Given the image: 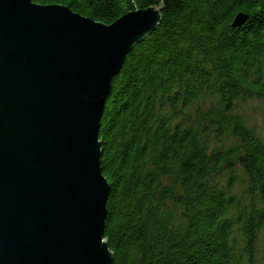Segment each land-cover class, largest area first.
I'll return each mask as SVG.
<instances>
[{"label":"trees","instance_id":"trees-1","mask_svg":"<svg viewBox=\"0 0 264 264\" xmlns=\"http://www.w3.org/2000/svg\"><path fill=\"white\" fill-rule=\"evenodd\" d=\"M33 1L106 24L161 8L101 120L113 264H264V138L240 110L264 100V0Z\"/></svg>","mask_w":264,"mask_h":264},{"label":"water","instance_id":"water-1","mask_svg":"<svg viewBox=\"0 0 264 264\" xmlns=\"http://www.w3.org/2000/svg\"><path fill=\"white\" fill-rule=\"evenodd\" d=\"M161 18L156 5L106 24L0 0V264H113L101 120L128 53Z\"/></svg>","mask_w":264,"mask_h":264},{"label":"rangeland","instance_id":"rangeland-1","mask_svg":"<svg viewBox=\"0 0 264 264\" xmlns=\"http://www.w3.org/2000/svg\"><path fill=\"white\" fill-rule=\"evenodd\" d=\"M241 112L245 115L247 118L248 124L254 128L262 135L264 138V100L254 98L247 102L246 104L240 105ZM234 142V139L227 138L222 141H214L213 145L216 144H223V145H229ZM234 172V171H233ZM231 171L228 170L224 172L223 176H221V181L225 182L230 175ZM235 173L238 174L239 178L237 180L236 189L240 188V180L241 178L244 179V182H247V177L243 173V170L237 166L235 168ZM263 249H264V241H263Z\"/></svg>","mask_w":264,"mask_h":264}]
</instances>
